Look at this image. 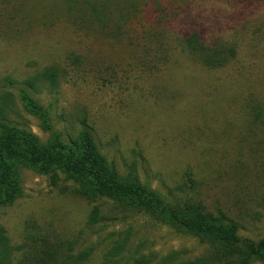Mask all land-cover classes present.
<instances>
[{"label":"rangeland","instance_id":"374dc122","mask_svg":"<svg viewBox=\"0 0 264 264\" xmlns=\"http://www.w3.org/2000/svg\"><path fill=\"white\" fill-rule=\"evenodd\" d=\"M99 1L0 0V97L12 94L11 124L47 141L17 88L55 67L59 86L32 97L50 110L64 139L85 116L120 177L137 179L178 211L187 201L199 204L202 213L236 225L240 238L263 240L264 0H118L133 11L119 16L113 1L91 14L86 4ZM150 31L168 47L158 70L139 59L138 42ZM193 31L236 42L235 60L216 71L193 65L176 41ZM20 187V198L0 208L10 264L22 260L29 234L70 241L81 230L73 251L94 249L85 264H134L138 256L170 264L162 260L172 253L175 261L208 259L207 241L143 214L86 228L93 207L106 215L110 205L72 195L63 176L54 188L48 176L22 168ZM117 240L123 250L108 255Z\"/></svg>","mask_w":264,"mask_h":264},{"label":"trees","instance_id":"16d2710c","mask_svg":"<svg viewBox=\"0 0 264 264\" xmlns=\"http://www.w3.org/2000/svg\"><path fill=\"white\" fill-rule=\"evenodd\" d=\"M115 3L116 13L121 16L131 12L134 6L124 1L103 0L86 4L91 14L108 11V6ZM126 5V7L123 6ZM177 45L182 55L193 65L206 71L224 68L235 60L238 46L221 37L204 36L200 31H193L188 36L177 38ZM141 48L140 61L146 59L150 69H157L162 59H168V47L162 43L156 32H148L138 42ZM164 53V54H162ZM74 59L81 57L71 56ZM60 72L55 67L42 69L22 82L23 87L17 88V97L23 110L39 122L41 130L48 135L45 143L24 129L13 126L9 119L11 93L0 97V208L8 207L21 196L20 170L32 169L34 172L48 176L50 185L57 188L61 176L73 184L70 193L89 203L109 204L108 214H102L99 207H93L87 218L85 227L91 228L100 223L115 222L121 214L130 216L133 213L143 214L151 220L161 223L167 221L181 228L201 241L210 245L207 261L198 258L193 261H175L178 254L172 253L161 262L170 264H250L259 260L264 264V239L253 242L237 235L234 224L223 222L221 214L214 217L202 213L199 204L187 201L183 212L166 204L155 191L142 185L137 179L122 178L114 164L108 162L99 152L93 135L87 128L84 117L79 124L80 129L68 139L62 132L55 130L51 113L43 108L32 97V93L48 88L50 91L59 86ZM13 86L16 81L11 78L3 80ZM190 211V212H189ZM83 236L81 230L73 240L60 241L45 235H28V248L22 252V260L16 264H85L93 253V248L75 252L73 247L78 238ZM108 237H111L109 234ZM36 247V248H33ZM22 248H19L21 250ZM123 250L117 240L107 252L113 257ZM107 254L105 257H107ZM10 252L7 238L0 227V264L8 262ZM148 258L138 256L134 264H146Z\"/></svg>","mask_w":264,"mask_h":264}]
</instances>
